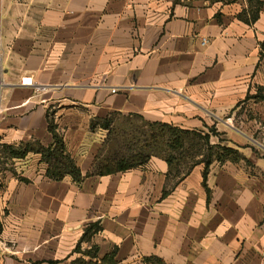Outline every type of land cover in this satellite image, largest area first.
Returning a JSON list of instances; mask_svg holds the SVG:
<instances>
[{"label":"crops","instance_id":"1","mask_svg":"<svg viewBox=\"0 0 264 264\" xmlns=\"http://www.w3.org/2000/svg\"><path fill=\"white\" fill-rule=\"evenodd\" d=\"M259 1L248 23L249 0H0V264H71L77 247L118 264H264ZM51 125L80 182L48 177L36 149L54 146ZM149 125L239 159L204 178L202 156L175 151L171 167L156 141L147 162L101 175L146 150Z\"/></svg>","mask_w":264,"mask_h":264},{"label":"trees","instance_id":"2","mask_svg":"<svg viewBox=\"0 0 264 264\" xmlns=\"http://www.w3.org/2000/svg\"><path fill=\"white\" fill-rule=\"evenodd\" d=\"M255 10L251 12L250 18H247L245 14L239 15L241 20H245L248 23H255L259 17V13L262 9L263 3L259 0H249ZM149 129L153 134H150L152 139L149 138V141L142 140V144L146 150H139L131 146L127 148V156L119 160L113 159L109 160L99 172L101 175H110L119 172H124L126 170L132 169L137 165L147 162L152 156L156 154L155 151L160 152L157 148L160 147L157 142H161L163 149L164 157L169 166L172 167L174 164L173 153L178 152V156L181 159H193L196 156H202V163H204V178H206L208 166L212 163V160L224 161L225 159H231L236 161L239 159L237 152L221 148L213 147L209 145V137H202L197 134H192L189 132H183L172 128H167V126H156L149 125ZM157 128V136L154 135V132ZM49 130L54 135V146L48 149L38 147L36 151L42 154L44 161L48 164L47 175L50 179L55 181L62 180L65 175L71 176L75 182H80L82 180L81 173L75 164L66 156L65 146L62 141L56 134L52 125L49 127ZM155 136V137H154ZM196 142V144L193 143ZM140 142V141H139ZM135 143V142H134ZM157 147V148H156ZM157 149V150H156ZM180 151V152H179ZM214 151H217L214 152ZM207 153V155H205ZM16 156L20 157L24 154L16 153ZM216 156L214 158L213 156ZM185 161V160H184ZM189 161V160H188ZM189 163V162H187ZM186 163V164H187ZM1 223H0V232H1ZM101 230L98 225H91L84 232L81 242L87 240L89 236L98 233ZM75 253H80V248L77 247ZM82 258L76 259L71 264H118L115 261V254L105 256L103 259H98L95 248L89 250L88 253H83ZM157 264H162L157 261ZM31 264H59V262H36Z\"/></svg>","mask_w":264,"mask_h":264},{"label":"rangeland","instance_id":"3","mask_svg":"<svg viewBox=\"0 0 264 264\" xmlns=\"http://www.w3.org/2000/svg\"><path fill=\"white\" fill-rule=\"evenodd\" d=\"M209 132V134L210 135H212L213 137H215L214 139L216 140L215 142H224V137L223 136H221V135H219V134H217V132H215V131H208ZM214 141V140H213ZM214 152H216L217 153V151H214ZM205 155H207V153L205 154ZM214 158H216V156L214 155L213 156ZM81 253H82V255H83V253H88L89 251H80ZM83 257V256H82Z\"/></svg>","mask_w":264,"mask_h":264},{"label":"built area","instance_id":"4","mask_svg":"<svg viewBox=\"0 0 264 264\" xmlns=\"http://www.w3.org/2000/svg\"><path fill=\"white\" fill-rule=\"evenodd\" d=\"M206 42H203V44H205ZM21 84L23 86H31L32 85V80L30 78H23L21 80ZM0 99H1V82H0ZM2 114V110H1V105H0V116Z\"/></svg>","mask_w":264,"mask_h":264}]
</instances>
